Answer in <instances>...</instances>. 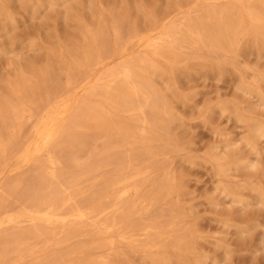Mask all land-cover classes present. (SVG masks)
Here are the masks:
<instances>
[{
    "label": "bare ground",
    "instance_id": "obj_1",
    "mask_svg": "<svg viewBox=\"0 0 264 264\" xmlns=\"http://www.w3.org/2000/svg\"><path fill=\"white\" fill-rule=\"evenodd\" d=\"M89 8L96 26L87 29L79 20L81 39L65 46L69 58L62 59L60 55L68 69L65 95L43 103L41 117L33 125V138L21 144L19 161L24 166L31 165V169L2 189L4 195L14 196L17 205L2 207L4 198L0 195V264H111L92 252L111 248L113 239L103 234L112 232L127 239L130 245L133 235H146V242L137 244L142 249L155 246L166 237L167 243L178 250L175 264H200L198 258L186 255L194 243L189 237L191 232L180 237L173 234L177 231L175 222L183 214L179 204L167 203L147 221H140L134 218L138 211L135 199L129 195L133 191L135 197L155 204L166 201L178 188L170 174L151 178L149 188L144 179H138L147 171L162 168L155 156L174 145L170 135L173 118L165 98L167 94L179 97L171 85L178 71L174 65L202 57L180 52L177 47L186 43L195 48L233 51L245 38L264 48V0H228L223 6L200 10L184 20L182 34L177 26L158 27V20L153 19L150 30L157 31L155 36L134 32L129 37L148 52L123 60L97 77H92L91 67L101 65L103 55L122 50L128 43L123 39L121 24L128 21L129 15L126 6L119 12L110 9L107 24L106 16L97 12L95 3ZM107 25L112 30V40ZM48 72L34 83L20 78V87L14 91L15 101L0 98V165L7 143L19 136L22 119L37 114L29 104L47 92L43 82ZM76 72L79 81L72 76ZM155 78L165 82L162 90L156 86ZM100 79L103 81L97 84ZM253 82L244 88L258 92L264 75ZM76 90L85 92L87 97L75 100ZM259 96L264 100L261 92ZM248 127L246 141L255 148L259 138L264 137V124L248 120ZM5 128L9 131L4 139ZM158 142L163 145H156ZM241 159L215 157L214 161L218 172L224 175L227 168L238 167ZM250 163L245 158L242 164L253 167ZM250 189L264 202V191L259 186ZM226 191L235 197L240 194L238 186ZM82 233L89 239L75 241ZM38 244L44 251L61 244L70 246L45 251L39 260L24 262L23 258L32 256ZM80 252L85 253L84 258L74 261L73 256ZM150 260L151 264L171 262L166 252Z\"/></svg>",
    "mask_w": 264,
    "mask_h": 264
},
{
    "label": "rangeland",
    "instance_id": "obj_2",
    "mask_svg": "<svg viewBox=\"0 0 264 264\" xmlns=\"http://www.w3.org/2000/svg\"><path fill=\"white\" fill-rule=\"evenodd\" d=\"M227 1L0 0V98L7 102L15 101L14 91L20 87V78L34 83L49 70L43 82V89L47 92L29 104L37 114L22 119L18 138L7 143L8 150L0 165L2 207L17 205L14 196L4 195L2 189L31 169V165L24 166L19 161L21 144L33 138V125L41 117L43 103L65 95L63 90L68 69L60 55L64 57L62 59L69 58L65 46L81 39L79 20L84 21L87 29L96 26V20L89 11L92 4L95 3L97 12L106 16L107 24L110 9L119 12L126 6L129 15L128 21L121 24L123 39L128 43L122 50L115 49L113 53L103 55L101 65L91 67L92 77H97L99 72L115 67L123 60L148 52L129 37L134 32L155 36L157 31L150 30L153 19L158 20V27L174 25L182 34L181 24L186 18L199 14L205 8L223 6ZM106 30L112 40V30L108 25ZM241 43L239 49L233 51L195 48L186 43L177 47L180 52L202 57L174 65L178 71L171 85L179 97L169 94L165 97L173 118L170 135L174 145L155 156L162 168L147 171L138 179H144L147 185L151 178L170 174L178 188L167 198L168 202L160 200L155 204L135 197L133 191L129 195L135 199V210L138 211L134 218L140 221H147L167 203L179 204L183 214L176 220L177 231L173 234L179 236L187 234L186 231L191 232L189 237L194 243L186 250V255L190 259L198 258L200 264H264V202H260L256 192L250 189L256 185L264 191V137L259 138L255 148L246 141L248 120L264 124V100L259 96L260 92L264 95V84H259L258 92L244 88L254 84L256 77L264 75V48L245 38ZM72 76L79 81L77 72ZM102 81L97 80V84ZM154 82L161 90L165 86L161 79L155 78ZM73 96L75 100L87 97L80 90L74 91ZM138 126L142 125L138 123ZM4 131L5 139L9 128ZM156 145L162 146L163 143ZM215 157L242 159L238 167L229 165L231 167L222 175L218 172ZM245 158L253 167L242 164ZM231 186L240 188L238 197L227 193L226 189ZM149 187L147 185L146 188ZM103 237L113 239V246L96 249L92 253L94 256L102 255L111 264H151L150 257L164 252L170 256V264H175L178 250L167 243L166 237H162L155 246L144 249L137 246L146 242L147 237L143 234L132 236L133 245L113 232L104 233ZM88 239L89 236L82 233L75 241ZM68 247L61 244L45 251ZM35 250L23 261L29 263L42 258L45 251L39 244ZM84 255V252L77 253L73 260L83 259Z\"/></svg>",
    "mask_w": 264,
    "mask_h": 264
}]
</instances>
